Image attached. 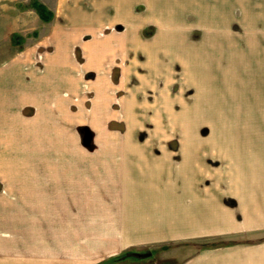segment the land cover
I'll list each match as a JSON object with an SVG mask.
<instances>
[{"label":"rangeland","instance_id":"1","mask_svg":"<svg viewBox=\"0 0 264 264\" xmlns=\"http://www.w3.org/2000/svg\"><path fill=\"white\" fill-rule=\"evenodd\" d=\"M34 1L0 0V73L7 60L46 30L35 10L29 11ZM76 2L85 6L88 1ZM133 2L137 5L132 25L139 28L138 35L142 40L157 37L149 40L146 52L136 54L133 46L110 57L107 67L114 86L106 98L118 102L107 103L108 121L94 124L81 111L76 113L81 109L75 102L80 99L73 93L76 87L66 90L73 101L71 116H63L57 101L51 104L59 107L53 113L58 119L43 116L50 114V103L37 95L35 73L19 69L14 75L17 66L10 71V86L17 84L2 89L9 102H0V264H77L63 254L67 233H54V176L68 175L67 165L84 158L80 145L102 143L98 135L102 130L123 134L127 143L160 149L180 146L181 154L197 157L192 165L202 167L203 175L239 171L264 176V0ZM60 13L64 19L66 11ZM88 23L82 18L75 21L76 28H88ZM128 27L118 23L108 31L118 35ZM88 29L85 43L94 39ZM117 43L120 40L112 45ZM81 44L71 49L77 63L88 56ZM98 48L106 50L109 45ZM89 64L82 73L85 90L100 103L95 83L104 72L98 63ZM67 96L62 97L68 100ZM54 243L60 257L54 256ZM200 257V264L216 259L211 253ZM142 259L151 264L167 261L158 253Z\"/></svg>","mask_w":264,"mask_h":264},{"label":"crops","instance_id":"2","mask_svg":"<svg viewBox=\"0 0 264 264\" xmlns=\"http://www.w3.org/2000/svg\"><path fill=\"white\" fill-rule=\"evenodd\" d=\"M76 1L57 0L54 4V0H35L45 6L43 12L30 4L29 11L35 10L46 30L3 64L1 104L6 100L2 89L16 87V81L10 86V71L17 66L14 75L20 73L19 69L35 73L37 95L51 107L50 114L46 111L43 116L58 119L53 113L59 107L53 108V101L63 106V116H71L73 101L66 90L76 87L73 93L80 99L75 102L77 108L79 104L81 107L76 113L81 111L94 124L108 121L111 111L106 105L117 101L106 98L111 97L114 86L111 68L107 67L113 60L110 57L133 46L136 54L146 52L149 40L157 35L147 37V41L138 35L139 28L132 25L137 5L134 0H87L85 6ZM61 9L66 11L64 19ZM79 18L90 22L89 29L76 28ZM118 23L129 27L118 35L108 31ZM86 29L94 33L90 43H85ZM115 40L120 44L112 45ZM81 41L88 56L86 62L77 63L71 49ZM107 44L106 50L98 48ZM92 45L98 46L91 49ZM96 63L104 72L95 83V94L99 93L103 105L92 99L91 90L86 92L82 74L87 70L85 65ZM27 86L32 87L30 83ZM83 95L87 98L81 101ZM98 135L102 143L79 146L84 158L67 165L71 170L68 175L54 176V233H67L63 254L77 261L72 263L99 264L125 255L108 264H151L134 255L151 251V256L158 253L166 259L164 264H186L194 257L197 259L189 264H200V256L205 253L215 255L211 264H264V176L240 175L239 171L224 176L203 175L202 167L192 165L197 157L185 151L181 154L180 146L161 145L160 149L127 143L123 134L112 130H102ZM219 240L221 243L215 242ZM55 248L54 243V256L60 257L62 253Z\"/></svg>","mask_w":264,"mask_h":264},{"label":"trees","instance_id":"3","mask_svg":"<svg viewBox=\"0 0 264 264\" xmlns=\"http://www.w3.org/2000/svg\"><path fill=\"white\" fill-rule=\"evenodd\" d=\"M34 6L39 10H42L43 9V11H45V6L43 5V4H40V3H37V2H34ZM123 258H125V255H122V256H116V257H114V259H112V260H120V259H123ZM111 259H108V260H106V261H103V262H101V263H99V264H108L109 262H111L112 261Z\"/></svg>","mask_w":264,"mask_h":264},{"label":"water","instance_id":"4","mask_svg":"<svg viewBox=\"0 0 264 264\" xmlns=\"http://www.w3.org/2000/svg\"><path fill=\"white\" fill-rule=\"evenodd\" d=\"M152 252L148 251V252H135L134 255L137 257H148L151 256Z\"/></svg>","mask_w":264,"mask_h":264}]
</instances>
